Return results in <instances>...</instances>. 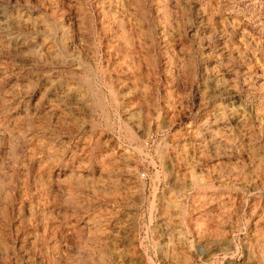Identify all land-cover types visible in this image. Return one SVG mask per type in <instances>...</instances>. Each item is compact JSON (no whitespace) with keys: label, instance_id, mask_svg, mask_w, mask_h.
<instances>
[{"label":"rangeland","instance_id":"rangeland-1","mask_svg":"<svg viewBox=\"0 0 264 264\" xmlns=\"http://www.w3.org/2000/svg\"><path fill=\"white\" fill-rule=\"evenodd\" d=\"M0 264H264V0H0Z\"/></svg>","mask_w":264,"mask_h":264},{"label":"bare ground","instance_id":"bare-ground-1","mask_svg":"<svg viewBox=\"0 0 264 264\" xmlns=\"http://www.w3.org/2000/svg\"><path fill=\"white\" fill-rule=\"evenodd\" d=\"M128 40L127 36L124 37V41Z\"/></svg>","mask_w":264,"mask_h":264}]
</instances>
